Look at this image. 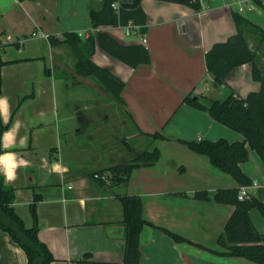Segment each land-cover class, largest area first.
Returning a JSON list of instances; mask_svg holds the SVG:
<instances>
[{"label":"crops","instance_id":"crops-1","mask_svg":"<svg viewBox=\"0 0 264 264\" xmlns=\"http://www.w3.org/2000/svg\"><path fill=\"white\" fill-rule=\"evenodd\" d=\"M90 1L97 7L102 2L0 0V39L9 43L2 57L7 61L22 59L3 65L0 95V99L6 100L5 104H0L2 119L9 123L2 136L4 151L0 153V173L16 190V211L26 225L31 226L30 205L35 194H39V237L56 258L52 264H74L86 252H91L96 260L122 262L125 227L119 196L125 193L141 196L147 220L192 241H176L160 228L145 226L141 233L142 264H257L209 249L222 250L217 240L235 207L215 200L196 199L194 192L207 190L212 197L218 189L237 187L238 183L230 174L215 168L208 156L192 151L178 139H244L240 132L221 126L208 112L183 103L188 93L196 94L198 82L209 73L206 52L214 43L226 41L237 32L233 16L237 7H233L231 0H208L205 10L170 1L142 0L148 31L127 34L128 26H136L134 23L95 29L89 14ZM133 1L119 0L118 7ZM243 15L264 30L263 6L252 2ZM119 29L126 37L141 36L126 41L123 35L112 33ZM97 30L106 31L125 44L143 43L151 54L150 63L135 68L103 49L108 56L98 54L97 48L92 56L95 62L108 66L126 82L122 96L125 108L137 125L135 129L164 133L161 129L152 131L149 130L152 126H143L150 111L158 114L163 111L166 116H175L180 111L187 116L186 126H164L168 128L169 135L164 133L168 138L152 142V146L161 149L160 159L152 166L135 168L127 184H116L106 170L125 160L127 154L114 153L107 147L110 142L106 140L105 131L89 132L91 126L80 124L77 115L88 108L79 98L78 88L83 84V76L73 70L69 76L66 70H55L54 52L65 46H52L49 41L50 35L62 38L65 32L89 35ZM259 33L247 31L246 36L250 46L257 50V60L264 74V39L261 40ZM17 40L21 42L20 47L14 44ZM109 56L130 70H124L127 68ZM252 68L251 62L238 66L228 76L226 84L243 97L259 90L261 83L253 78ZM69 78L77 84L75 95L67 94L62 101L52 92L51 84L58 79L68 90ZM205 88L209 89L207 85ZM89 91L87 95L92 97L93 92ZM61 105L68 109L63 116ZM249 149L250 157L241 167L252 180L258 181V176L264 180V164L255 171L249 166L256 151ZM258 182L260 186L252 195L264 201V181ZM255 209L250 210L251 218L264 233V217L258 216ZM0 263L27 264L25 251L2 229Z\"/></svg>","mask_w":264,"mask_h":264},{"label":"trees","instance_id":"trees-1","mask_svg":"<svg viewBox=\"0 0 264 264\" xmlns=\"http://www.w3.org/2000/svg\"><path fill=\"white\" fill-rule=\"evenodd\" d=\"M119 0H102L100 6L90 1L89 14L94 28L103 25L125 26L134 23L139 27V32L145 34L148 31L147 15L142 7V0H134L132 3L121 4L118 8L113 3ZM185 4L201 9L199 0H162ZM258 4L264 7L261 1ZM234 20L237 32L226 41H219L212 45L206 52L205 60L209 74L213 78L215 86L225 87L227 90L224 97L212 98L205 95H193L188 93L183 103L203 110L216 121L240 132L244 139L229 141L225 137L216 140L178 138L196 153L208 156L211 164L220 171L230 174L237 181V187L220 188L211 197L207 190H197L194 197L199 200H215L218 203L231 204L235 207L225 225L224 232L220 235L217 243L220 251L209 248L213 252L224 256L243 257L257 264H264V233L260 232L254 224L250 210L256 208L264 217V201L252 195L247 199H239V187L243 184H251L252 179L244 172L241 163L250 157V149H255L264 161V74L257 60V50L248 42L246 32H260L261 40L264 39V30L246 18L241 12L234 10ZM49 41L52 46H68L75 56V74L83 77H94L107 92L113 95L122 104H126L122 91L126 82L116 75L110 68L101 66L92 58L97 46L106 53L116 57L130 67H138L151 62V54L143 43L125 44L115 36L97 30L83 38L77 32H65L63 37L50 35ZM18 47L19 40L15 41ZM9 43L0 39V95L2 94V67L3 65L20 61L22 59L4 60L2 51ZM253 64V78L261 83L259 90L249 92L245 97L239 95L235 89L226 84L231 72L244 63ZM83 111L78 113L80 124L86 125L87 116ZM9 123H4L0 110V153L2 136L8 129ZM141 133L153 142L167 139L168 136L160 131L154 133ZM131 159L123 160L110 165L106 170L111 175V180L116 184H127L135 168L152 166L161 157V149L153 146L150 149H136L126 139ZM16 190L6 183L0 173V229L7 232L11 239L17 243L26 253L27 264H52L56 258L48 245L39 237V222L37 203L39 194H35L30 205L33 223L26 225L23 217L16 211L14 202ZM119 200L123 206V224L125 227V252L122 262L100 261L93 257L91 252H86L83 257L77 259L74 264H142L141 257V233L145 226L157 227L164 230L176 241H189L180 234L171 230L156 226L143 215L144 204L138 194H121ZM201 245V244H197ZM1 264V263H0Z\"/></svg>","mask_w":264,"mask_h":264},{"label":"rangeland","instance_id":"rangeland-1","mask_svg":"<svg viewBox=\"0 0 264 264\" xmlns=\"http://www.w3.org/2000/svg\"><path fill=\"white\" fill-rule=\"evenodd\" d=\"M233 3V7L236 8L240 5V2L237 0H231ZM245 7V12L242 14H246L248 10V5L250 2H245L243 1L241 3ZM205 31L207 30V24L205 23L204 25ZM209 31V28H208ZM112 33L115 35H123V30H113ZM124 36V35H123ZM141 35L139 36H132V37H126L124 36V40L130 41L134 39H138ZM264 44V42H263ZM61 50V52H60ZM59 51L54 52V59H55V70L57 72H62V70H66L67 73L66 75L69 76L72 72L74 71V62H75V56L74 53L72 52L71 48L68 46H65L64 48L60 49ZM98 54H105L108 56L104 51L98 46L97 47ZM60 53V55L58 54ZM58 56L60 57L58 59ZM110 57V56H109ZM98 59V56L96 57ZM114 60V62H118V64H121L124 66V70H130V68L125 65L124 63L117 61L116 58L110 57ZM57 59L61 61V63L57 62ZM47 62L49 63V58H47ZM120 62V63H119ZM108 67V66H107ZM110 67H114L113 65H110ZM68 68V69H67ZM120 75H125L120 72ZM82 77V76H81ZM83 79V84L81 88H78V90L81 92L79 94V98L81 99L82 105H87L88 108L84 109L85 116H87V125L84 126H91V128L88 129L89 132L94 131L99 133H103L104 131L106 132V140H108L109 145L107 146L109 149L112 150L114 153H122L125 152L127 154L126 159L129 161L131 157H129L130 153L128 151L127 145L125 143V139L132 145H136L138 148H147L150 149L152 148V140L150 138H147V140L141 136H144L143 134H140L141 131L138 129H135L134 126H137L134 123V118L132 114L128 112V110L125 108V105L122 104L120 101H118L113 95H111L109 92H107L101 85L98 83L97 79L94 77H82ZM69 82V89L66 90L64 88V84L60 82L58 79L54 81V83L51 84V90L55 95H59L62 98L65 95H71L70 97H73L75 95L74 89H76L77 84L74 83L75 81L71 80L70 78L68 79ZM206 85L209 87V89H206ZM92 90L93 94L92 97L87 95L89 90ZM83 92V93H82ZM227 90L223 87L215 86L213 79H211V75L205 74L202 79L198 82L197 87L195 89V95H205L208 97L212 98H217V97H224L226 95ZM87 99H92L91 102L87 101ZM64 105V104H63ZM63 105H61V116L63 114H66V111L68 109L63 108ZM158 117V118H157ZM186 119L187 116H184L183 113H180V111L174 116L172 114H169L166 116L164 115L163 111H161L159 114L154 111H150L149 115L146 116V120L143 123V126H152V129L149 130H155V129H161L163 130L164 133L168 134V131H166L168 128L164 126H186ZM139 124V123H138ZM221 126H226L222 123L219 122ZM62 126V124H61ZM163 126V127H162ZM189 126V125H187ZM228 130H231L234 132L233 129L230 127L226 126ZM175 129H173L172 133H174ZM145 139V140H141ZM117 140V141H116ZM120 148H123L120 150ZM122 151V152H120ZM165 152V150H164ZM168 152V149H167ZM263 161L259 154L254 151V155L252 159L249 161V166H252L251 170L255 171L258 169V166L263 165ZM246 166V165H245ZM258 181H264L261 176H258ZM261 189V188H260ZM258 189V190H260ZM263 192V191H262ZM263 198L264 194L262 193ZM254 212L258 215L261 216L260 211L258 209H255Z\"/></svg>","mask_w":264,"mask_h":264},{"label":"built area","instance_id":"built-area-1","mask_svg":"<svg viewBox=\"0 0 264 264\" xmlns=\"http://www.w3.org/2000/svg\"><path fill=\"white\" fill-rule=\"evenodd\" d=\"M243 1L245 2H256L258 3V1H261L263 4H264V0H238V2H240V5L237 7V11L239 12H242L245 7L241 4ZM200 4H201V9L200 10H205L207 9L208 7V0H199ZM113 6L115 8H118V3H113ZM250 6V4L248 5ZM97 29V28H95ZM138 32V27L137 26H134V25H129L128 26V31H127V34H131V33H137ZM80 36L82 37H88L89 35L86 34L85 32L82 33L80 32L79 33ZM43 36L45 38H47L48 36L47 35H44ZM144 41L146 40L145 38L143 39ZM96 176H99L98 174H96ZM260 186V183L257 181V180H253L251 184H243L239 187V191H238V198L243 200V199H247L249 197L252 196V194L255 192V190Z\"/></svg>","mask_w":264,"mask_h":264},{"label":"clouds","instance_id":"clouds-1","mask_svg":"<svg viewBox=\"0 0 264 264\" xmlns=\"http://www.w3.org/2000/svg\"><path fill=\"white\" fill-rule=\"evenodd\" d=\"M5 103H6V100L0 99V104H5ZM0 159H2V158H0ZM8 178L11 179L12 177H8Z\"/></svg>","mask_w":264,"mask_h":264}]
</instances>
